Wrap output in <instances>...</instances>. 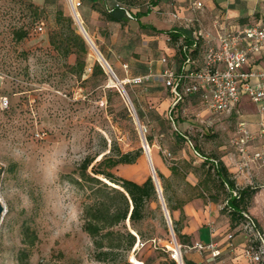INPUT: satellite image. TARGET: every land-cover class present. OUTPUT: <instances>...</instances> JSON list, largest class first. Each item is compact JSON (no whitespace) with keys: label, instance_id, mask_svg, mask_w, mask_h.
Here are the masks:
<instances>
[{"label":"rangeland","instance_id":"rangeland-1","mask_svg":"<svg viewBox=\"0 0 264 264\" xmlns=\"http://www.w3.org/2000/svg\"><path fill=\"white\" fill-rule=\"evenodd\" d=\"M124 1L131 13L150 8L140 20L159 31L204 30L221 14L215 6L210 15L205 0ZM196 1L201 8L194 6ZM50 2L35 11L24 0H0V97L9 101L8 109H0V264H115L123 259L130 264H167L165 255L173 259L175 245L184 264V259L199 253L176 238L170 213L168 223L160 199L159 206L149 204L147 217L134 227L126 221L114 228L135 236L128 252L108 262L96 260L93 240L82 230V207L90 201V191L79 189L66 176L77 178L85 157L95 156L97 161L114 144L123 153L141 149L134 164L112 171L141 180L155 176L161 193L156 172L166 168L171 203L180 205L202 189L192 190L186 184L204 179L202 159L192 146L209 158L234 150L231 141L237 123L252 104L244 101L229 113L212 114L198 100L188 99L170 119L171 94L157 79L164 68L162 59L169 67L175 63L166 35L154 36L157 40L141 37L133 19L124 26L107 24L79 7L72 11L68 0ZM58 10L72 18L73 28L86 43L81 76L70 68L73 55L63 59L49 44V36L61 38L63 26L55 22ZM263 11L264 2L255 17L243 19L258 18ZM19 30L27 36L16 41L14 33ZM96 50L107 57L102 58L121 85ZM95 62L103 73L92 75ZM260 62L264 68V55ZM136 75L151 78L135 85L129 80ZM170 167L178 170L177 176H172ZM199 199L207 202L206 196ZM217 204L222 209L223 204ZM186 220L184 215L182 226ZM229 262L223 258L220 264Z\"/></svg>","mask_w":264,"mask_h":264},{"label":"trees","instance_id":"trees-1","mask_svg":"<svg viewBox=\"0 0 264 264\" xmlns=\"http://www.w3.org/2000/svg\"><path fill=\"white\" fill-rule=\"evenodd\" d=\"M24 1H27L29 6L35 11L48 7H39L28 0ZM79 2L80 6H88L90 10L97 12L99 14V20L103 22L124 26L130 19H133L137 22L140 34L149 37L161 34L166 35L169 41L168 47L172 49L178 50V42L183 36V42L189 43L191 40L193 32L191 29L171 28L167 31H159L151 25L142 23L140 19L151 12L150 8L143 11L139 9L136 13H131L130 8L124 0H116L117 6L112 9H107L104 5L96 2V0L92 1V3H85L83 0H79ZM152 6H155V4ZM126 12H129L131 17H128ZM55 22L63 26L61 32L58 34L61 38L56 41L53 37L49 36V44L63 59H67L73 55L74 64L70 65V68H72L77 76H81L85 66L83 55L86 53V43L73 28L74 23L72 18L62 10L57 11ZM26 36L27 32L25 30H19L14 33L16 41H21ZM99 53L102 57L104 56L101 50ZM104 58L107 60V57L104 56ZM97 71L103 73L99 63L95 62L92 75ZM188 99L196 98L189 97L182 103L177 104L172 110L171 115L175 116L180 106ZM192 147L202 159L200 169L203 170L204 179L203 181L198 180L194 186L189 183L186 184L192 190H196L199 187H202V189L201 192L177 206L172 205V200L168 193L170 190L169 179L159 171L156 172V175L162 188L160 194L151 176L146 177L142 182H136L121 177L112 171L118 165L134 164L140 156L141 149L123 153L114 144L109 153L103 154L97 161H95V156L85 157L78 165L77 178L70 175L66 176L69 182L76 185L79 189L90 191V201L84 203L82 207V230L93 240L96 260L108 262L113 258L115 260L117 256L121 255V252H128L135 243V236L128 231L125 233L115 231L114 228L120 224H124L126 221L134 227L135 224L147 217L151 202L158 204L160 196L166 211L170 213L172 232L187 249L192 247L193 243L188 235L182 233L183 226L181 218L184 216L183 206L196 198H204L206 196L207 202L214 204L222 203L221 214L228 217L230 229L235 230L236 233H244L243 226L246 222L244 214L249 215L248 208L251 198L257 192V189L250 187L239 188L236 185L234 173L229 171L228 167L220 158H209L199 152L195 145ZM169 170L172 176L178 175L176 168L170 167ZM177 211L180 212V216L176 219L174 212ZM136 234L140 236V233L137 231ZM34 239V236L31 239L29 238L28 243L33 244ZM254 244L257 248L260 247L258 242ZM166 256L165 262L167 264H176L173 259H169L168 256L167 259ZM192 257L193 255L184 259V264H208L204 256L200 255L201 261L199 262L193 261ZM115 264L130 263L126 259H123ZM261 264H264V260H262Z\"/></svg>","mask_w":264,"mask_h":264},{"label":"built area","instance_id":"built-area-1","mask_svg":"<svg viewBox=\"0 0 264 264\" xmlns=\"http://www.w3.org/2000/svg\"><path fill=\"white\" fill-rule=\"evenodd\" d=\"M72 11L80 6L79 0H68ZM201 8L202 3H193ZM128 17L129 12H126ZM215 34L194 31L189 43L183 42L184 36L178 42L175 50L173 66H167L166 60L161 62L164 68L157 79L171 94V110L186 98H196L212 114L229 113L235 110L246 99L258 106L264 118V68L260 58L264 55V11L258 18L249 22H232L220 14L212 24ZM39 31L41 27L37 28ZM1 78V74H0ZM151 76H135L129 82L140 85ZM9 108L6 96L0 97V109ZM172 113L169 118H172ZM141 130L146 132L145 126ZM43 135V133H41ZM37 137H41L39 133ZM256 137L264 138V126L258 135L251 133L244 121L237 123L231 145L237 152L239 162L236 172L242 173L251 163L261 162L264 156L259 150H250V144ZM246 222L243 226L247 235L246 245L242 250L247 264H261L264 254V237L258 230L250 215L244 214ZM233 236L228 235L225 241L227 248H233ZM255 242L260 247L255 246ZM190 250L204 256L208 264H218L220 244L216 241L208 243L195 242ZM171 257L176 264H183L178 247L172 250Z\"/></svg>","mask_w":264,"mask_h":264},{"label":"crops","instance_id":"crops-1","mask_svg":"<svg viewBox=\"0 0 264 264\" xmlns=\"http://www.w3.org/2000/svg\"><path fill=\"white\" fill-rule=\"evenodd\" d=\"M36 6L43 7L49 6L51 0H28ZM85 3H92L95 0H83ZM101 1V2H100ZM210 15H213L215 6H218L221 10V14L227 17L232 22H249L243 18L255 17L257 12H261L263 8L264 0H205ZM101 5H104L107 9H112L117 6L116 0H96ZM88 5V4H85ZM79 10L83 12H88L90 18L98 20L99 14L89 9L88 6L81 5ZM253 17V18H254ZM144 23V20H140ZM202 32H208L212 36L215 34V30L212 26V22ZM109 24V23H107ZM129 24V22H128ZM146 24V23H144ZM148 25V24H146ZM138 26V25H137ZM138 31V27L136 29ZM195 31V30H194ZM139 32V31H138ZM141 37L148 38L144 34H140ZM154 40L158 37L150 36ZM247 101L242 99L238 108L241 107L242 103ZM249 102V101H248ZM250 103V102H249ZM252 104V103H250ZM252 109L250 112H246L243 115L247 129L258 135L261 128L264 126V118L258 110V106L252 104ZM250 150H259L264 156V138L256 137V139L251 142ZM220 160L228 167L230 172H233L236 185L239 188L250 187L256 188L257 192L252 196L250 206L248 208V213L257 225L258 230L262 233L264 237V165L257 163H251L248 168H246L242 173L236 172V165L239 162L238 154L235 150L227 152L220 157ZM160 172L164 176H169V172L166 168H160ZM144 180V179H143ZM141 180L140 182H142ZM197 181L191 183L195 185ZM211 202L203 203L199 198L193 199L183 206V214L186 216L187 220L183 226L182 233L190 237L192 243L202 242L208 243L209 241H216L220 244V255L217 258L218 264L223 261V258L230 260L229 264H247V261L243 257L242 250L246 245L247 239L243 232L236 233L235 230H231L229 227V219L227 216L221 214V208ZM180 216V212H174V217L177 219ZM228 235L233 236V248H227L225 241ZM193 261H201L199 254H195L192 257Z\"/></svg>","mask_w":264,"mask_h":264},{"label":"water","instance_id":"water-1","mask_svg":"<svg viewBox=\"0 0 264 264\" xmlns=\"http://www.w3.org/2000/svg\"><path fill=\"white\" fill-rule=\"evenodd\" d=\"M74 15H75V17H76V19H77L76 14H74ZM79 26H80V29H81V31H82L83 36H84L86 39L89 40V38L87 37V35H86V33H85L83 27H82L80 24H79ZM89 41H90V40H89ZM90 44L93 46V44H92L91 41H90ZM93 47H94V46H93ZM96 52H97V55H98L99 59L102 60V61H104L103 58H102V56L100 55V53H99L97 50H96ZM104 62H105V61H104ZM105 63H106V62H105ZM113 75H114V73H113ZM114 77H115V75H114ZM115 80H116V83H117L118 85H121V82H120L116 77H115ZM143 146H144V149L147 150V146H146L145 144H144ZM146 152H147V151H146ZM153 181H154V183H155V186H156V189H157L158 193L160 194V191H159V188H158V186H157V182H156V178H155V176L153 177ZM160 199H161V196H160ZM161 202H162L163 210H164L165 216H166V218H167V221H168V223H170L169 216H168V212L166 211V208H165V205H164L162 199H161ZM2 212H3V207H2V205H1V203H0V219H1Z\"/></svg>","mask_w":264,"mask_h":264},{"label":"bare ground","instance_id":"bare-ground-1","mask_svg":"<svg viewBox=\"0 0 264 264\" xmlns=\"http://www.w3.org/2000/svg\"><path fill=\"white\" fill-rule=\"evenodd\" d=\"M75 13V12H74ZM76 14V13H75ZM88 40V39H87ZM89 41V40H88ZM89 43H90V41H89ZM102 61V60H101ZM103 62V64L106 66V68L111 72V75L112 76H114L113 75V72L110 70V68L108 67V65L104 62V61H102ZM114 78V77H113ZM128 179H131V180H133V181H136V182H140L141 181V179L140 178H135V177H131V176H128ZM133 260V262H135L136 263V261L134 260V259H132Z\"/></svg>","mask_w":264,"mask_h":264}]
</instances>
